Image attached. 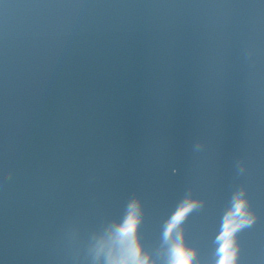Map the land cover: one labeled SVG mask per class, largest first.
Returning a JSON list of instances; mask_svg holds the SVG:
<instances>
[{"label":"water","instance_id":"water-1","mask_svg":"<svg viewBox=\"0 0 264 264\" xmlns=\"http://www.w3.org/2000/svg\"><path fill=\"white\" fill-rule=\"evenodd\" d=\"M84 1H86V0H84ZM132 1H134V0H132ZM222 1H225V0H193L191 3L188 4V9H186V6H185V3L183 2V0H173V1H171L173 3V4H171V11H172L173 14H176L179 10H184L185 11V9H186V11H189V12H191L193 14H196V15H199L201 12L205 11L206 15L209 16L208 25L210 24L209 25L210 28H208L207 30H203V31H206V32L207 31H213L215 33H219V32H222V30L224 29V28H220L222 26V22L219 20V22H217L216 24H213V22L216 20L217 17L212 18V13L217 7L216 6L212 7V8H205V7L213 6V2H215L214 5H219L220 6ZM229 1H231V0H229ZM3 2L14 3L16 5H21V1L20 0H5ZM76 3H78V0L77 1L76 0H38V5L40 6V9H42V11H38L37 10L36 11V17H38L39 14L44 15L43 11L45 12V18L42 19V20H39V23H40V25L42 27H47L48 28L47 29L48 33L53 35L50 40H52L53 37H57L58 34H59L58 32L61 31V28H60V30L58 32L57 31L55 32V30L52 28L53 27L52 23H54L56 28H59L63 22H66V21L70 20L72 18V16L75 15V13L77 12V7L76 6L68 7V6L76 4ZM144 3L148 6L149 9L146 8L148 11L151 8L157 7L158 4H159L158 1L154 2V4H151L150 2H148V0H136V5H138V6L143 5ZM46 4L48 6H45ZM240 6L241 7L247 6L246 1L241 0ZM161 7L165 9V5H164V3L162 1H161ZM131 9H133V8H131ZM64 10L66 11V15L65 16L64 15L61 16V14L64 12ZM115 11H116V7L113 6V5H111L109 7V9H108L109 13H114ZM23 13L27 17V22H32V9L29 7V9L27 11H23ZM105 15L107 17L109 15L107 13V9H106ZM224 15H227V17L229 18V22H231L232 20H235V17H234L233 14H224ZM135 17H136V13H132L131 17H130V19H129V21L127 23L134 21ZM35 18H33V19H35ZM171 22H172V19L170 20L169 23H171ZM101 23H103V22H101ZM70 26L71 25L64 26V29L66 31H69V27ZM31 28H32V30L27 35L16 33L17 29L14 28L13 31H12L13 38H14L15 41L17 40L18 44H22L24 46L26 45L25 47H27V46L30 47L31 50L34 52V54L41 55L42 52H40V47H41V50H42V49H47L48 46L45 45L44 43H42L40 45V47L38 48V46H37L38 37L34 36V35H35V32H36V28H39V25L34 24V25L31 26ZM102 29H103V27L99 26L98 28H96V30H97L96 33H102ZM53 32H55V33L53 34ZM1 41H2V43H6L7 42V40H1ZM214 43H218V40H215ZM48 44H49V49H50V47H52V45L50 43H48ZM6 51H8L7 46L2 44L0 46V54H2L3 52H6ZM259 57L260 58H264V56H259ZM207 60H209V58H207ZM206 62H207V64L203 63L200 68L207 67L209 61H206ZM72 70H74V68ZM15 89L18 91V94L21 95L22 101L28 98V96L23 92V90H19L17 86H15ZM80 89H82V88L79 87L75 92H73V93H77L78 98L84 92V91H82ZM78 90H80V93L78 92ZM104 97L101 98V100H100L102 105H109L110 103H113L115 101L114 99H105L104 100ZM72 98H70L68 102L73 101ZM4 100H6V98H4ZM28 100H29V98H28ZM6 108L9 109L10 112H12L14 114H17L16 106H13L12 108H10L9 105H6ZM111 108L114 109V110H117V114L114 115L113 113H110L108 111L109 107H106L99 113V116L102 117V118H105V117L116 118L114 121H118V122H120L122 124H126L127 121H124V118H125L124 114H121V112H120V114L123 117L118 115L119 107H111ZM72 110H75V107ZM121 110H122V108H120V111ZM86 112H88V111H86ZM26 113H27V117L25 116ZM80 114H83V113H80ZM20 116H21V119H20L21 121L19 120V118L18 119H14V118L9 116L7 121L4 123L3 129L5 130V133L8 134L11 138H13V137L25 138L26 137V132L24 134H22L20 132V130H22L24 128V126H25V129H28L30 132L33 131V130H37V129H38L37 132H39V131L42 132V133L44 131L45 132L46 131L47 132H52V128H50V127H53V126L49 127L50 123H48L46 125H43L41 120L37 119L30 112H22L20 114ZM82 116H75V118L82 120ZM201 117H202L203 120H206L207 119L206 113H204ZM64 119H66V116L64 117ZM33 122H38V123L37 124H33ZM54 125H55V128H57L55 123H54ZM46 127H49V128L45 129ZM101 128L104 131V135H103V139L104 140H102L100 142L101 144H104V146H103L104 155L107 156V157H111L114 154H118V153L120 154L121 153L122 155L125 156L126 155V151L125 150H126L128 145L126 146V144L123 142V140L121 139L122 136L113 134L110 130L105 129L103 126ZM122 133H124V135L131 133V127H125ZM56 134H57V132H56ZM49 137L51 138V134L49 135ZM227 141H229V140L227 139ZM7 142L10 143L11 139H8ZM119 142H121L123 144L120 145ZM128 143H130V140H128ZM225 143H227V142H225ZM230 143H232V142L230 141ZM227 144H229V143H227ZM6 146H9V144L6 143ZM64 147L67 148L68 145L64 144ZM223 147L224 148L221 150L222 153H223L222 156L225 155L224 156L225 158H223V161H226V166H224V168H223V173L224 172H226V173L235 172L237 170V159H240V161H242V163H243L242 165H240V167H239V169L237 171L239 173L241 171H243L244 168H248V171H249V169H251V168L254 169V168L257 167L258 164H257V162L255 160H251L252 157L250 156V153H248V160H247L245 158V155L242 152L240 154H237L234 157L231 154V150L226 149V146H223ZM70 148H71V146L69 147V149ZM248 149H251V151H253V152L254 151L258 152L259 153V157H263L260 160L261 163L264 162V153L262 154V152H264V139H261V142H257L256 145H251ZM42 160L45 163L48 162V160L46 158H42ZM191 161L193 163V160H191ZM54 162H55V160L53 161V166H56L54 164ZM181 162H182V166H184V164L187 163L185 160H182ZM74 163L77 164V165L81 164V162H77V160L74 161ZM200 170L201 171H197V173L195 174L196 178L198 180H203V178H205V181H208V179L214 178L212 175H214V174H216L218 172V168H214L212 166L203 167ZM245 171L246 170H244V172ZM144 172H147L148 174H150L152 176L153 180L158 181L156 176L153 175L154 170H145ZM172 173H173L172 170H168L166 172V175L168 177H172L173 178V174ZM131 179H134V178H131ZM109 182L114 184V185H116V186L119 183H121V182H119L117 180H110ZM110 188H114V187L110 186ZM26 194H27V190L26 189H20V188L13 192V198L17 199V201L19 200V203H16V205H14V204L12 205L14 207L12 210H13V213L15 215L20 214V210L18 209L17 205L19 207H24V206L27 205L26 202L22 198ZM175 194L176 193L172 194L168 199H166V202L168 203L169 201H171L173 199V197L175 196ZM96 198L97 197H95V196H91V199H96ZM6 201H7L6 198L0 199V202L3 205H5V206L8 205V203H6ZM177 202L180 203L179 200H177ZM1 203H0V221H3V220H5V216L2 213L6 214V215H11V213L8 212V211L3 212V208L4 207L1 205ZM138 203H139V201H136L135 206L130 208V215H128V216L124 215V216L125 217H130L131 219L134 220L135 219L134 218L135 215H138V219H141V221L143 222V212L141 210V206L140 205L137 206ZM235 203L239 204V202H236V201H235ZM179 205H181V204H179ZM86 207H87V203H86ZM209 208H210V205L202 207L203 210H209ZM52 209H53V207L49 206V208H46L45 211L46 212H50V210H52ZM84 211L88 212V211H90V208L89 209H84ZM58 214H60L63 217V220H66L67 222H69V226L70 227L72 226V222L70 221L69 218L66 217L67 215L63 216L62 215L63 212H59V211H58ZM117 221H118V219H114V222H117ZM117 223H119V222H117ZM163 225L164 224L161 221H157L156 223H153V225H151V228L154 227L156 229H159ZM74 227H76V226L74 225ZM70 229H71V231H73L72 228H70ZM133 234L138 235L136 232H133ZM142 237H145V234H142L139 237L140 241H142L143 246L145 248V241L142 240ZM185 238L187 239V236ZM169 244H170V241H169L168 233L166 232L164 237H163V245L165 247H168ZM203 247H207L205 243H203ZM189 248H190L191 251H195L196 250V246L195 245H188L186 247V249H189ZM177 258H178V260L186 261L187 263H189V256H187V255H185L183 257H179V255H178ZM82 261L83 260H79V261H76V262H79L78 264H82ZM228 262H229V264H232L231 260L228 261ZM159 263L163 264V262H159ZM223 264H225V263L223 262Z\"/></svg>","mask_w":264,"mask_h":264},{"label":"snow or ice","instance_id":"snow-or-ice-1","mask_svg":"<svg viewBox=\"0 0 264 264\" xmlns=\"http://www.w3.org/2000/svg\"><path fill=\"white\" fill-rule=\"evenodd\" d=\"M226 187L236 188L238 190V195L244 196L255 211V216L252 220L247 222L246 229L255 224L258 220L264 219V186L255 190L243 183L238 184L235 181L228 180L216 182L207 192H197L200 203L194 206L193 214H195L201 207L208 205H211L213 210L215 202L224 194ZM241 188L242 193L240 191ZM129 197L138 200L142 205L144 234L146 240L149 238L152 221L159 209L156 195L143 182L129 179L119 183L112 192L95 205L83 218L81 227L84 247L89 233L103 227L112 217L114 202L118 199H127ZM211 213L207 216L201 217L198 221L189 226L194 240L197 231H202L205 228L208 219L211 217ZM243 236L244 235L241 236L240 241L243 239ZM240 247L241 243L239 245V248ZM82 264H88L86 256H84ZM238 264H242V261L239 258V253Z\"/></svg>","mask_w":264,"mask_h":264},{"label":"clouds","instance_id":"clouds-1","mask_svg":"<svg viewBox=\"0 0 264 264\" xmlns=\"http://www.w3.org/2000/svg\"><path fill=\"white\" fill-rule=\"evenodd\" d=\"M120 223L123 224L122 219ZM84 252L88 264H150L151 260V253L144 249L142 241L133 234L132 229L115 225H104L98 233L88 238ZM195 257L196 253L193 252V260ZM180 264L187 262L181 261Z\"/></svg>","mask_w":264,"mask_h":264}]
</instances>
